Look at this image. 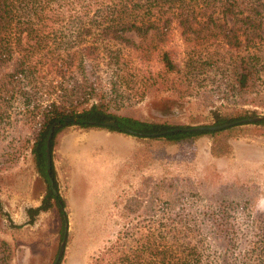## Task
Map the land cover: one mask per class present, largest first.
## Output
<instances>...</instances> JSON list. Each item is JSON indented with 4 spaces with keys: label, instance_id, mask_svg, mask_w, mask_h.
<instances>
[{
    "label": "trees",
    "instance_id": "obj_1",
    "mask_svg": "<svg viewBox=\"0 0 264 264\" xmlns=\"http://www.w3.org/2000/svg\"><path fill=\"white\" fill-rule=\"evenodd\" d=\"M175 32L178 54L169 46ZM144 99L214 106L207 125L256 115L245 106L264 108V0H0V128L2 134L6 125L18 129L13 136L5 131L0 171L29 149L45 182L40 204L27 209V223L55 207L64 228L59 201H66L50 188L45 158L55 120L50 173L57 189L55 149L72 125L133 130L146 145L136 151L138 168L152 162L158 145L206 136L210 154L222 157L235 131L264 134V120L189 131L192 125L178 119L144 117L132 106ZM217 101L231 107H215ZM67 117L77 121H63ZM109 119L118 127L84 122ZM150 183L137 195L147 193L151 216L124 223L88 264H264V212L240 218V204L218 195L197 210L170 208L165 194L173 184ZM9 260V245L0 239V264Z\"/></svg>",
    "mask_w": 264,
    "mask_h": 264
},
{
    "label": "rangeland",
    "instance_id": "obj_2",
    "mask_svg": "<svg viewBox=\"0 0 264 264\" xmlns=\"http://www.w3.org/2000/svg\"><path fill=\"white\" fill-rule=\"evenodd\" d=\"M169 46L176 54L181 51L177 32L170 35ZM132 106L146 118H174L192 126L207 123L208 111L214 108L202 107L194 100L175 104L144 99ZM215 107L231 106L217 101ZM245 107L264 115L263 107ZM5 127L9 136L18 133L14 125ZM1 129L0 154L8 143ZM89 129L68 127L67 132L76 136L70 144L60 140L55 149L58 189L55 188L66 201L61 207L64 228L55 207L27 223V209L38 206L45 193V182L34 168L29 149L0 171V239L7 241L10 248L8 264H52L65 234V249L58 264H88L124 223L151 216L147 193L137 192L141 188L147 192L149 182L151 185L159 179L174 186L165 194L170 208L197 210L203 201L218 195L240 204V218L264 212V134H251L248 129L235 131L228 138L231 151L222 157L210 155L211 139L206 136L193 142L158 145L152 148V162L138 168L141 160H136L135 155L137 149L146 147L143 141L117 133L125 141L120 142V152L112 154L92 147L98 142L84 133ZM155 209L154 216L159 217L158 206Z\"/></svg>",
    "mask_w": 264,
    "mask_h": 264
},
{
    "label": "water",
    "instance_id": "obj_3",
    "mask_svg": "<svg viewBox=\"0 0 264 264\" xmlns=\"http://www.w3.org/2000/svg\"><path fill=\"white\" fill-rule=\"evenodd\" d=\"M264 120V115H254V116H249L246 118H241L238 120H233L230 122H226L223 124H219V125H207V124H203V125H194L190 128H188L189 131H201V130H222L225 128H229L232 126H236V125H243V124H248V123H254V122H258ZM63 121L68 122V123H75L77 120L75 117H67L64 118ZM60 122V120H55L49 127L48 132H47V137H46V142H45V158H46V167H47V175H48V181H49V185L50 188L53 192V194L57 195V189L54 186V181L53 178L51 176L50 173V167H51V152H50V139L53 133V130L55 128V126ZM85 123H92V124H101L102 126H109V127H114L117 128V122L113 119H109V120H105L102 122H97V121H84ZM175 129H171V130H166V131H162V132H156V133H151V134H144V136L148 137V136H159V135H163L167 132L173 131ZM124 134H128V135H134L136 132H134L133 130L129 129V128H125L124 130ZM61 207H63L62 202L59 201ZM65 231H67V222H65ZM65 243H66V234L64 235L63 239L60 242L56 257L53 261L52 264H58L60 262V259L63 255L64 249H65Z\"/></svg>",
    "mask_w": 264,
    "mask_h": 264
},
{
    "label": "crops",
    "instance_id": "obj_4",
    "mask_svg": "<svg viewBox=\"0 0 264 264\" xmlns=\"http://www.w3.org/2000/svg\"><path fill=\"white\" fill-rule=\"evenodd\" d=\"M88 135L93 136L95 140L98 142V146H92L93 148L98 147L99 150H103L104 152H111L112 154H118L120 152V145L125 141L121 136L117 134V132L108 131L105 129H97V128H91L88 130ZM76 134L74 132H67L63 134L61 137V143L67 142V144H70ZM121 142V143H120ZM211 145V143H210ZM84 148H88V146L84 145ZM127 146H125L126 148ZM209 153H210V147H209ZM211 155V154H210ZM212 156V155H211ZM262 168L264 170V159L263 163L261 164Z\"/></svg>",
    "mask_w": 264,
    "mask_h": 264
}]
</instances>
